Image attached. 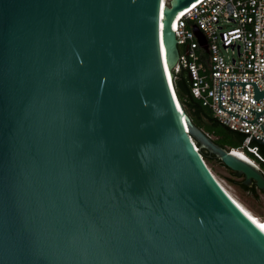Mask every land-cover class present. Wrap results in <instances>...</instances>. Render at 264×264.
I'll return each instance as SVG.
<instances>
[{"label": "water", "instance_id": "water-1", "mask_svg": "<svg viewBox=\"0 0 264 264\" xmlns=\"http://www.w3.org/2000/svg\"><path fill=\"white\" fill-rule=\"evenodd\" d=\"M194 1L0 0V264H264V231L201 148L263 193L264 175L172 82ZM222 83L264 98L219 81L237 117Z\"/></svg>", "mask_w": 264, "mask_h": 264}, {"label": "built area", "instance_id": "built-area-1", "mask_svg": "<svg viewBox=\"0 0 264 264\" xmlns=\"http://www.w3.org/2000/svg\"><path fill=\"white\" fill-rule=\"evenodd\" d=\"M264 0H197L180 10L174 18V35L179 49L177 62L171 67L174 84L176 75L185 68L193 97L208 107L217 120L230 129L242 133L238 148L264 175V154L257 138L264 141V111L252 124L241 119L253 120L264 109V98L253 99V85L222 83L221 107H218L219 81H255L264 90ZM199 31V35L196 34ZM203 40V43L201 41ZM209 136V135H208ZM253 138V139H252Z\"/></svg>", "mask_w": 264, "mask_h": 264}, {"label": "trees", "instance_id": "trees-1", "mask_svg": "<svg viewBox=\"0 0 264 264\" xmlns=\"http://www.w3.org/2000/svg\"><path fill=\"white\" fill-rule=\"evenodd\" d=\"M174 88L184 111L188 114L193 123L203 129V131H205L209 136L212 135L213 138H211L216 144L226 149L238 148L241 146L244 135L220 123L217 118L214 117L208 107L202 105V103L198 99L193 97L190 91V81L188 73L185 68H182L180 72L176 75ZM258 147L260 151L264 154V146L258 145ZM201 153L207 163L216 160L223 164L218 158H216L213 154H210L206 149L201 148ZM246 154L249 157H252L250 153L247 152ZM226 168L228 169L230 174L233 175V177L235 178L231 182L236 184L243 191L253 196H258V192L263 193L262 191L258 190V188L254 184L252 186L245 185L243 183V175H237V173L232 169H229L228 167Z\"/></svg>", "mask_w": 264, "mask_h": 264}, {"label": "rangeland", "instance_id": "rangeland-1", "mask_svg": "<svg viewBox=\"0 0 264 264\" xmlns=\"http://www.w3.org/2000/svg\"><path fill=\"white\" fill-rule=\"evenodd\" d=\"M212 137V135H210ZM213 138V137H212ZM251 157V156H250ZM208 167L211 169L216 178L221 182V184L240 202L247 206L250 211L259 218H264V194L258 192V196H253L236 184L232 183L230 179H235L233 175L230 174L228 169L221 164L220 162L214 160L210 163H207ZM264 169L263 166H261Z\"/></svg>", "mask_w": 264, "mask_h": 264}, {"label": "bare ground", "instance_id": "bare-ground-1", "mask_svg": "<svg viewBox=\"0 0 264 264\" xmlns=\"http://www.w3.org/2000/svg\"><path fill=\"white\" fill-rule=\"evenodd\" d=\"M166 0H163V4H165ZM239 155L242 157L247 158L246 154L243 153L242 151L236 149L235 150ZM219 181V180H218ZM221 183V182H220ZM222 185V184H221ZM223 186V185H222ZM223 188L226 190V192L232 197V199L239 205V207L260 227L264 226V218H259V216H256V214L252 213L250 209L245 206L242 202H240L238 199H236L224 186ZM261 229L264 231V228L261 227Z\"/></svg>", "mask_w": 264, "mask_h": 264}, {"label": "snow or ice", "instance_id": "snow-or-ice-1", "mask_svg": "<svg viewBox=\"0 0 264 264\" xmlns=\"http://www.w3.org/2000/svg\"><path fill=\"white\" fill-rule=\"evenodd\" d=\"M262 228H264V226H261Z\"/></svg>", "mask_w": 264, "mask_h": 264}]
</instances>
